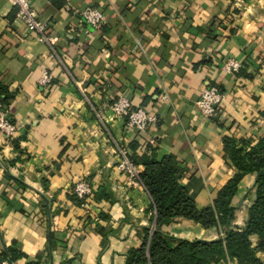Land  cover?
Here are the masks:
<instances>
[{
    "label": "crops",
    "instance_id": "0c3cea01",
    "mask_svg": "<svg viewBox=\"0 0 264 264\" xmlns=\"http://www.w3.org/2000/svg\"><path fill=\"white\" fill-rule=\"evenodd\" d=\"M33 5L53 45L16 19L11 0H0V83L14 94L8 108L17 125L11 138L0 132V263L17 244L16 264H126L127 252L143 243V229L155 230L156 212L146 189L118 170L119 147L133 161L151 156V148L158 160L172 156L203 209L236 174L224 138L251 148L264 137V0ZM88 6L105 22L86 33L80 13ZM231 60L242 63L239 72L223 70ZM209 85L225 94L216 120L197 106ZM121 96L156 124L139 132L115 118L111 106ZM136 166L141 174L143 165ZM81 180L93 187L85 207L73 194ZM255 181L246 175L233 200L237 228L245 227ZM101 190L109 200L97 199ZM161 231L207 242L225 234L184 219ZM257 258L264 264V252Z\"/></svg>",
    "mask_w": 264,
    "mask_h": 264
},
{
    "label": "trees",
    "instance_id": "16d2710c",
    "mask_svg": "<svg viewBox=\"0 0 264 264\" xmlns=\"http://www.w3.org/2000/svg\"><path fill=\"white\" fill-rule=\"evenodd\" d=\"M13 99L14 94L0 83V101L5 109L9 110ZM240 142L242 147L237 139L224 138V151L236 174L219 191L213 206L203 209L197 206L191 187L183 184L187 172L172 156L158 160L151 148V156H143L135 162L131 160L144 167L140 181L153 201L156 224L153 232L149 228L143 229V243L140 248L127 252L126 264H220L225 260L232 264H262L257 253L264 252V137L251 148L244 140ZM13 144L19 148L17 142ZM249 174L256 176L255 199L249 207L245 227L241 229L233 225L236 210L233 200L242 179ZM97 199L109 200V197L101 190ZM76 200L80 206L83 204L78 198ZM178 219L193 221L204 228L221 227L225 231L224 237L212 242L187 241L161 231L163 225ZM53 237L51 234L52 241ZM253 237L257 238L255 245ZM21 255L17 244H13L2 254L1 261L16 264Z\"/></svg>",
    "mask_w": 264,
    "mask_h": 264
},
{
    "label": "built area",
    "instance_id": "2783aa9c",
    "mask_svg": "<svg viewBox=\"0 0 264 264\" xmlns=\"http://www.w3.org/2000/svg\"><path fill=\"white\" fill-rule=\"evenodd\" d=\"M13 5L17 8L16 19L22 22L27 29L35 34V36L42 42L53 45L55 40L53 37L47 35L49 24L43 22L36 11L33 0H11ZM80 16L83 22L88 27L86 33L90 29L98 31L105 22L104 13L94 7H86ZM242 63L238 61H228L223 70L226 73H237L241 70ZM50 81V78L45 77L44 83ZM225 99V94L216 86H205L201 92L200 98L197 101V106L201 113L211 120H216L220 115V106ZM111 111L115 118H125L127 124L139 132L147 131L157 122L155 116L151 115L144 108H135L132 101L126 97H119L111 106ZM17 131V125L14 122L10 111L5 109L0 101V132L7 138H11ZM119 161L118 170L127 175L129 180L134 185L144 187L140 181V173L138 167L132 163L126 149L119 147L117 150ZM73 194L78 200L82 201V207L88 205V200L93 196L92 185L85 180H81L75 184ZM0 264H11L9 261L4 260Z\"/></svg>",
    "mask_w": 264,
    "mask_h": 264
},
{
    "label": "rangeland",
    "instance_id": "374dc122",
    "mask_svg": "<svg viewBox=\"0 0 264 264\" xmlns=\"http://www.w3.org/2000/svg\"><path fill=\"white\" fill-rule=\"evenodd\" d=\"M118 165V164H117ZM86 181V180H85Z\"/></svg>",
    "mask_w": 264,
    "mask_h": 264
}]
</instances>
